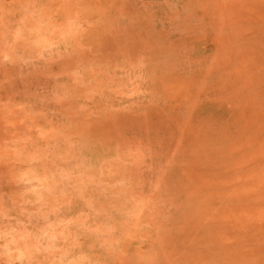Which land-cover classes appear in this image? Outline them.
<instances>
[{"label":"rangeland","instance_id":"rangeland-1","mask_svg":"<svg viewBox=\"0 0 264 264\" xmlns=\"http://www.w3.org/2000/svg\"><path fill=\"white\" fill-rule=\"evenodd\" d=\"M99 3L96 85L135 66L142 94L93 133L147 154L155 264H264V0Z\"/></svg>","mask_w":264,"mask_h":264},{"label":"clouds","instance_id":"clouds-1","mask_svg":"<svg viewBox=\"0 0 264 264\" xmlns=\"http://www.w3.org/2000/svg\"><path fill=\"white\" fill-rule=\"evenodd\" d=\"M100 9L0 0V264H155L147 154L93 133L142 94L135 66L96 85L85 53Z\"/></svg>","mask_w":264,"mask_h":264}]
</instances>
